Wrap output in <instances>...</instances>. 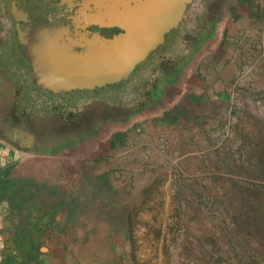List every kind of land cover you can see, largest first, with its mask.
<instances>
[{
  "label": "rangeland",
  "instance_id": "374dc122",
  "mask_svg": "<svg viewBox=\"0 0 264 264\" xmlns=\"http://www.w3.org/2000/svg\"><path fill=\"white\" fill-rule=\"evenodd\" d=\"M160 52L181 65L175 92L170 81L155 88L153 60L99 92L124 109L99 132L129 130L122 149L95 167L73 145L20 150L12 175L55 187L76 212L56 196L0 200V264L247 263L237 198L264 182V0H193ZM70 96L57 103L64 115L82 110Z\"/></svg>",
  "mask_w": 264,
  "mask_h": 264
},
{
  "label": "flooded vegetation",
  "instance_id": "af4514ba",
  "mask_svg": "<svg viewBox=\"0 0 264 264\" xmlns=\"http://www.w3.org/2000/svg\"><path fill=\"white\" fill-rule=\"evenodd\" d=\"M34 1L0 0V21L4 19L8 23L4 43L0 46L17 50L20 53L19 63L24 68L25 76L29 81L21 84V80H18L17 85L21 87L22 91L19 102H14L13 98L6 99L0 112V141L10 148L46 152L58 148L63 149L74 145L81 138L97 135L103 130V123L112 122L118 117L124 116V109L104 102V97L99 94L100 91L102 94L109 90L106 89L108 86L112 88L118 82L126 83L141 68H145L150 60L155 63L157 61L159 66L160 74L156 79L165 74L168 69L167 65H177L176 61L173 64L163 65L164 60L161 58L160 52L172 37L173 32L176 31V28L164 42L157 45L147 53L144 59L137 62L125 78L92 88L57 90L53 87V83L41 73L40 66H43L44 62L39 56L40 52L46 49L54 52L68 51L74 40L71 38L70 33H64L62 37L59 36L60 38L57 37L58 40L46 33H42L39 37L40 33L36 31L39 23V27H44L43 24H47L45 29L50 27L53 29L55 26H60V24L55 25L52 22L53 20L50 21L46 17L43 18L33 14L31 9H33ZM55 1L60 2V0ZM83 25L91 35L98 34L106 39H111L123 31L116 25L107 26L97 23L85 25V22H83ZM62 26L68 27V24L65 23ZM75 38V45H77L79 44L78 38ZM71 39L73 43L69 41ZM44 43L46 47H44ZM159 46L162 47L159 49ZM1 70L3 69L0 68ZM160 81H158L159 85L164 82V79L162 78ZM28 88H33L36 94H30ZM72 94L74 98L70 96L71 98L82 102V110L76 115H64L59 112L57 103L61 102L67 95ZM154 96L156 95L154 94ZM49 98L52 100L51 102L45 101ZM19 130L25 132V134L20 135Z\"/></svg>",
  "mask_w": 264,
  "mask_h": 264
},
{
  "label": "water",
  "instance_id": "95a60500",
  "mask_svg": "<svg viewBox=\"0 0 264 264\" xmlns=\"http://www.w3.org/2000/svg\"><path fill=\"white\" fill-rule=\"evenodd\" d=\"M192 1L60 0L57 3L55 0H35L31 9L33 14L53 20L55 25L60 24L45 29L47 24L39 27V23L36 30L39 37L42 33L56 38L70 33L74 40V43L69 40L74 45L71 44L68 51H41L39 56L44 62L40 66L41 73L57 90L92 88L125 78L137 62L178 27ZM83 22L85 25H116L123 31L106 39L98 34L91 35ZM65 23L68 27L62 26ZM74 36L78 38L77 45ZM19 134L25 132L19 130Z\"/></svg>",
  "mask_w": 264,
  "mask_h": 264
},
{
  "label": "trees",
  "instance_id": "16d2710c",
  "mask_svg": "<svg viewBox=\"0 0 264 264\" xmlns=\"http://www.w3.org/2000/svg\"><path fill=\"white\" fill-rule=\"evenodd\" d=\"M161 82V81H160ZM178 110L166 112L164 119L167 122L173 121L176 117ZM127 131L120 135V141L125 140ZM13 166H8L0 169V200L8 197L9 200L15 199L16 204H23L30 202L39 196H56L60 198V194L55 187L47 186L44 183L39 184L31 177H16L11 173ZM105 177V175H103ZM96 182L92 181L91 184L96 186ZM242 191L237 198L238 209L241 215V221L237 223L239 230L243 234L242 243H249L251 246L248 251L247 247L238 251L237 255L246 256L247 263L244 259L240 258L242 264H264V182L257 184L244 185L239 187ZM256 189L259 194L251 193L250 190ZM64 206L68 211V217H71L76 209V203L69 200L58 201L56 207ZM52 221V220H50ZM13 261V259H12Z\"/></svg>",
  "mask_w": 264,
  "mask_h": 264
},
{
  "label": "crops",
  "instance_id": "0c3cea01",
  "mask_svg": "<svg viewBox=\"0 0 264 264\" xmlns=\"http://www.w3.org/2000/svg\"><path fill=\"white\" fill-rule=\"evenodd\" d=\"M19 61H20V53L17 50L7 49L5 47L0 46V68L3 69L0 71V112L3 107V102L6 99L13 98L14 102L15 101L19 102V99L22 96V91L18 89L17 82L18 80H20L19 79L20 76L23 73L25 74L26 72L24 71V68L20 65ZM173 63H168V64H173ZM5 66H7V68L4 69ZM167 66L168 69L166 70L165 74H163V76L160 75V78L156 79L157 82L155 83V88L158 90V92L159 89L162 88L164 82L170 81L171 83L169 84L170 90H173V92H175L179 87L177 86V81H175V78L179 75V72L182 71V68H180L181 65L177 63V65L174 66H170V65ZM194 71H196V68L191 69V73H192L191 80L193 79V76L196 74V72ZM2 72L3 74H1ZM193 72L195 74H193ZM162 78L164 79V82H162L161 85H159L158 81L162 80ZM169 92L170 91H168V93ZM125 129L122 128V129L114 130L110 134V136H106L107 138H105V140H103L102 133L98 134L100 135L98 136V138L97 137L81 138L77 140L78 145L74 144L72 148H70L69 150L75 152V154H77L79 157L84 158L85 161L87 159L90 167H95L96 163H98L97 165H99V163L102 160H104L108 155L113 153L115 150H120L124 147V145L127 143L130 132L129 130H125ZM124 131H127V136L125 137V140L121 142L120 135ZM18 153H20V149L10 148L0 141V154L4 162L2 168L8 166L11 167L15 166L19 157Z\"/></svg>",
  "mask_w": 264,
  "mask_h": 264
},
{
  "label": "built area",
  "instance_id": "2783aa9c",
  "mask_svg": "<svg viewBox=\"0 0 264 264\" xmlns=\"http://www.w3.org/2000/svg\"><path fill=\"white\" fill-rule=\"evenodd\" d=\"M3 164H4V162H3L1 154H0V169L3 167Z\"/></svg>",
  "mask_w": 264,
  "mask_h": 264
}]
</instances>
